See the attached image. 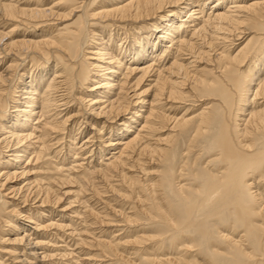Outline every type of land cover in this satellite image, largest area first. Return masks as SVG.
<instances>
[{
	"label": "bare ground",
	"instance_id": "obj_1",
	"mask_svg": "<svg viewBox=\"0 0 264 264\" xmlns=\"http://www.w3.org/2000/svg\"><path fill=\"white\" fill-rule=\"evenodd\" d=\"M0 179L18 264H264V0H0Z\"/></svg>",
	"mask_w": 264,
	"mask_h": 264
},
{
	"label": "rangeland",
	"instance_id": "obj_2",
	"mask_svg": "<svg viewBox=\"0 0 264 264\" xmlns=\"http://www.w3.org/2000/svg\"><path fill=\"white\" fill-rule=\"evenodd\" d=\"M46 2H48V1H46ZM210 5H213V3H211ZM23 28L24 27H21V29H19V33L16 35V36H18L17 38H23V37H34V34H33V32H31L32 30L31 29H26V30H23ZM115 32H118L117 30L115 31ZM123 32H125V31H122V30H120V32L119 33H121V34H125V33H123ZM38 33V32H37ZM15 36V37H16ZM118 44H120V43H118ZM167 46V45H169L168 43H165L164 44V46ZM118 51V50H117ZM118 53H119V51H118ZM31 72V71H30ZM31 74V73H30ZM27 80H28V78H27ZM19 85H21V82L19 83ZM78 108V107H77ZM87 116V117H86ZM88 116H90V114H89V112L87 113V111H86V115L84 116L86 119L88 118ZM83 118H80V120H82ZM141 125V124H140ZM139 125V126H140ZM86 127V128H85ZM85 128V129H84ZM66 132V131H65ZM65 132H62V133H64L63 134V136H65V138L63 139V140H61L59 143H56L55 145H54V148H53V150H55L53 153H51L47 158H51L53 161H57L59 164H61V162H62V164H63V160H64V157H63V155H66V152H68L67 151V145L66 144H69V142H71V140H70V138L69 137H67V132L65 133ZM82 132H83V134H82ZM89 132H90V127H89V125H87L86 123L84 124V126H83V128H82V131L77 135L78 137H77V140H76V144H74V146L76 145V147H79L81 144H82V142H83V140H84V137H86L88 134H89ZM76 136V135H75ZM67 140H69V141H67ZM54 142H56V141H54ZM73 147V146H72ZM59 148L60 149H62V152L61 153H59V154H57L58 155V157L60 158V157H62V160H61V158L59 159L58 157H57V155L55 154L56 152H57V150H59ZM88 148L89 147H87L86 149H84V150H82L81 151V155L80 156H88V151H90L91 149H89L88 150ZM116 150H111V151H108V152H106V154L104 153L103 154V157L101 158H99V157H97V156H93L91 159H92V161L93 162H97V160H98V162H100V163H102L101 161H103L104 159H106L107 158V156L110 158L112 155H113V152H114V154H116L117 153V151L115 152ZM110 152V153H109ZM63 153V154H62ZM53 155V156H52ZM56 155V156H55ZM52 157H55V158H52ZM84 157H81V158H84ZM106 157V158H105ZM97 158V159H96ZM55 159V160H54ZM90 159V160H91ZM100 159V160H99ZM60 160V161H59ZM107 160V159H106ZM66 161V160H65ZM83 160H81V159H78V162H75V163H79V162H82ZM87 161V160H86ZM64 163H66L65 164V168L67 169V168H70L71 166H72V163H73V165L75 164L74 162H73V158H69V160L67 159V162H64ZM68 163V164H67ZM69 163H71V164H69ZM104 163V162H103ZM62 164H61V166H62ZM67 165V166H66ZM69 165V166H68ZM76 171H77V169H76ZM75 171V172H76ZM74 172V171H73ZM74 172V173H75ZM2 179H4V178H2ZM2 179H0V180H2ZM18 181H15L14 183H16V182H19L20 183V181H21V179H17ZM20 180V181H19ZM115 180H116V178H115ZM23 183H20V184H18V185H22ZM73 186H75V185H72V186H70V185H66V186H64V187H62V190L63 191H68L70 188V191H71V193L69 194V195H66V196H62V199L64 200H62L63 201V203H65V204H63L65 207H64V209L66 208V210H65V212H68V215H74V211L76 210V211H81L82 209H81V201H79L80 199L81 200H83L84 198H82V197H84V196H86V198L89 196V197H91L90 196V194H91V191L89 190V191H87V192H89V193H84L83 195H80V196H78V194H77V191H79V189H78V186H75V187H73ZM57 188V187H56ZM66 188V189H65ZM86 194V195H85ZM111 195V192H109L108 193V196H110ZM12 194H10L9 195V197H7V199L9 200V201H11L12 203H13V201L16 203L17 202V197H12L11 196ZM68 197V199H66ZM79 197V198H78ZM88 197V198H89ZM16 198V199H15ZM12 199V200H11ZM66 199V200H65ZM70 200V201H69ZM92 200V199H91ZM93 200H95V198H93ZM92 200V204H95L96 203V201H93ZM68 201V202H67ZM72 202V203H71ZM113 202H115V201H111V204L113 205V206H115V207H117V209H119L120 208V206H123L124 204H122V200H120V199H118L117 200V203H113ZM119 202H121V203H119ZM72 204H73V206H72ZM99 204V205H98ZM98 204H96V206L98 207V206H100V209L103 207V204H101V203H98ZM101 204V205H100ZM20 205H21V203H20ZM24 204H22L21 206H23ZM67 205V206H66ZM68 205H70V206H68ZM28 208V206L25 204V208H22L20 211L23 213L24 212V210H26L27 208ZM128 207V204L127 205H125V208H127ZM68 208V209H67ZM69 210V211H68ZM128 210H130V209H128ZM127 210V211H128ZM73 213V214H72ZM70 215V216H71ZM14 218H17V217H14ZM44 219H46L47 217L46 216H44L43 217ZM56 218H61L60 216L58 217V215H57V217ZM73 221H75L74 223V225H76L75 227L78 229V231L79 232H82V234H84V237H87V234L88 233H86V232H84V230H83V228H85L84 226L82 227V225L81 224H83L82 223V221H81V218H78V217H75V218H73L72 219ZM79 222V223H78ZM91 222V221H90ZM67 223H69V222H67ZM81 223V224H80ZM31 224L30 223H28V222H26V225L24 226L23 225V227H29ZM33 225V224H32ZM97 225V224H96ZM95 225H92V227H94ZM98 226H100V225H97V227L95 226V228H97L98 229V233H99V231H100V228L98 227ZM72 227H74V226H72ZM81 228H82V230H81ZM118 229V230H117ZM119 229H120V227H112V228H108V230H107V232L105 231V233H104V235L106 236L107 235V237L106 238H112L116 233H118V232H120L119 231ZM106 230V229H105ZM30 231H32L31 233L32 234H34L33 236L35 237H37V239H39V240H41V241H44L46 238V240H45V243H46V247H47V244L49 243V242H52V244L51 243H49V247H47V248H51V252L49 251V250H47V248H44V249H41V250H39V251H41V252H43L45 249L47 250L46 251V253H49V254H57L58 253V255H56V258L53 256V257H51V259H47V261H46V263L47 264H73L72 262H69V260H68V258L67 257H65V260H64V257H62V256H60V252H61V250H57L56 251V249H55V247L56 248H59V247H62V248H64L63 247V245L64 246H66V242H68V243H70V246L71 247H69V249L71 248V249H75L76 248V246H75V240H77V238H73V237H68L67 236V234L69 233V230L67 231V232H65V238L64 237H61V234L63 233V232H60V231H57V230H52V231H48L47 233L49 234H45L46 232H44V234H43V232H41V235L39 234V235H36L35 234V231L33 230V229H31V230H29V232ZM54 231H56V233H57V235L55 234V235H53V233H54ZM115 232V233H111V232ZM39 232V233H40ZM52 232V233H51ZM96 232H97V230H96ZM58 233H59V235H58ZM86 234V235H85ZM2 235H4V234H2ZM9 235H11L12 237H14V234L13 233H10L9 231H7L6 233H5V236L6 237H9ZM44 235V236H43ZM48 235V236H47ZM89 235V234H88ZM42 236V237H41ZM53 236V237H52ZM56 236V237H55ZM90 236V235H89ZM92 236V235H91ZM112 236V237H111ZM39 237V238H38ZM54 238L55 239V241H53L54 239H52V238ZM58 237V238H57ZM60 238H62V239H60ZM72 240H71V239ZM89 238V237H88ZM93 237H90V239H92ZM51 239V240H50ZM60 239V240H59ZM65 239V240H64ZM49 242H48V241ZM63 240V241H62ZM68 240H70V241H68ZM74 240V241H73ZM57 241V242H56ZM65 241V242H64ZM60 242V243H59ZM62 242H64V244L62 243ZM73 242V243H72ZM59 243V244H58ZM60 244H62V245H60ZM53 247H52V246ZM60 245V246H59ZM4 246H5V248H3V249H1L0 248V252H3V251H7V249H12L11 247L12 246H15V245H7V244H4ZM75 246V247H74ZM73 247V248H72ZM24 249V247L23 246H21V248H20V250H19V252H21L23 249ZM54 248V251L52 250ZM94 248V247H93ZM88 249V248H87ZM86 248H84L83 250H80V252H81V254H83V256L82 257H88L86 254H88L87 252H89V249L87 250ZM95 249H96V247H95ZM94 249V250H95ZM93 250V252H98V251H94ZM3 252V253H0V257H1V259H0V261L2 260H4V262H10V264H18V260L15 258L14 259V257L15 256H13V255H9V254H7V252ZM79 251V250H78ZM26 252V251H25ZM129 252H133L132 250H129ZM85 253V254H84ZM19 254V253H18ZM25 254V253H24ZM3 256V257H2ZM7 257V258H6ZM14 259H12V258ZM59 257V258H58ZM10 260H9V259ZM54 258V259H53ZM7 259V260H6ZM12 259V260H11ZM61 259V260H60ZM67 259V260H66ZM16 260V261H15ZM50 260V261H49ZM108 260V259H107ZM107 260H106V262H107ZM33 261H37V260H33ZM50 263H49V262ZM17 262V263H16ZM69 262V263H68ZM105 261H97V262H94L93 263V261L90 263V264H108L109 262H111L112 263V261H108L107 263H106ZM6 263V264H7ZM9 264V263H8ZM20 264V263H19Z\"/></svg>",
	"mask_w": 264,
	"mask_h": 264
}]
</instances>
